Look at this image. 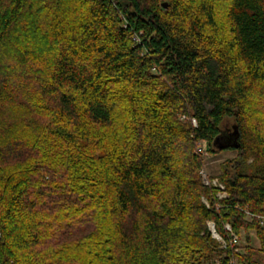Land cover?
Segmentation results:
<instances>
[{
    "label": "trees",
    "instance_id": "1",
    "mask_svg": "<svg viewBox=\"0 0 264 264\" xmlns=\"http://www.w3.org/2000/svg\"><path fill=\"white\" fill-rule=\"evenodd\" d=\"M252 233L264 0H0V264H260Z\"/></svg>",
    "mask_w": 264,
    "mask_h": 264
},
{
    "label": "rangeland",
    "instance_id": "2",
    "mask_svg": "<svg viewBox=\"0 0 264 264\" xmlns=\"http://www.w3.org/2000/svg\"><path fill=\"white\" fill-rule=\"evenodd\" d=\"M234 126H235V119L233 117H229L227 118L223 124L221 125V128L223 131H226L228 134H232L234 133ZM203 144V148H204V152H203V158H204V166L201 170V174L203 176V180L204 183L207 185L213 184L216 186H219L221 189L224 190V185L218 182V177L219 175L222 173V165L224 164V162L228 161V160H236L239 158V153L236 150H225V151H220V152H212L211 151V145L209 142H202ZM196 152L197 148H196ZM252 160H250L251 162ZM211 178H213L211 180ZM220 198L226 197L227 193L224 191H221L219 194ZM206 203L207 201L204 200ZM207 224L210 228V230L213 232L212 228H211V224L214 225L215 224L213 221H207ZM216 231V230H215ZM252 236L254 237V246L256 248L255 250V258L260 261V264H264V255L258 250L260 248V241L259 239H257L254 235V233H252ZM215 237V236H214ZM220 243H221V247L224 248L225 244L223 239H221V236L218 235L217 233V237H216ZM242 242L244 243V237L242 238ZM239 243V241H238ZM242 244V243H240ZM225 257V256H224ZM221 258L220 257H215V264H222L221 262ZM231 264H234V262L232 261ZM236 264H242L237 262Z\"/></svg>",
    "mask_w": 264,
    "mask_h": 264
},
{
    "label": "built area",
    "instance_id": "3",
    "mask_svg": "<svg viewBox=\"0 0 264 264\" xmlns=\"http://www.w3.org/2000/svg\"><path fill=\"white\" fill-rule=\"evenodd\" d=\"M192 122H193L194 125H197V121H196L195 118H192ZM202 142H203V141H200V142L197 144V151H198V153H203V152H204V148H203V145H202L203 143H202ZM213 227H214V225L211 224V228H212V229H213ZM227 229L231 231V227L228 226V225H227ZM213 234H214V233H213ZM215 237H217V236H215ZM237 242H238V236L235 235V234H233L232 237H231L230 243L235 244V243H237ZM224 244H225V246H227V242H226V241H224ZM234 264H236V263L234 262Z\"/></svg>",
    "mask_w": 264,
    "mask_h": 264
},
{
    "label": "water",
    "instance_id": "4",
    "mask_svg": "<svg viewBox=\"0 0 264 264\" xmlns=\"http://www.w3.org/2000/svg\"><path fill=\"white\" fill-rule=\"evenodd\" d=\"M165 6H167V4H164ZM216 143L218 146H224V145H229V144H233L235 143V135H231L229 139H225L224 137V133L217 138ZM213 233L214 236H217V232L215 231V227H213Z\"/></svg>",
    "mask_w": 264,
    "mask_h": 264
}]
</instances>
